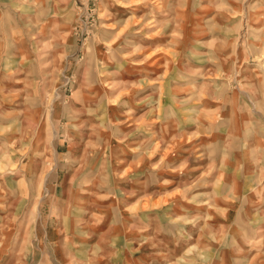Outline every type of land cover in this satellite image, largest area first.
Segmentation results:
<instances>
[{
	"label": "rangeland",
	"instance_id": "obj_1",
	"mask_svg": "<svg viewBox=\"0 0 264 264\" xmlns=\"http://www.w3.org/2000/svg\"><path fill=\"white\" fill-rule=\"evenodd\" d=\"M0 264H264V0H0Z\"/></svg>",
	"mask_w": 264,
	"mask_h": 264
}]
</instances>
